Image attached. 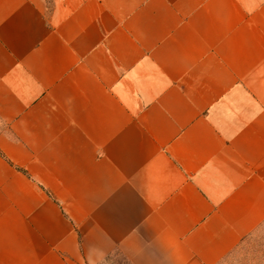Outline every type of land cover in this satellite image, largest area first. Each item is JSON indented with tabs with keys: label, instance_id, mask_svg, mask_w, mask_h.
<instances>
[{
	"label": "crops",
	"instance_id": "crops-1",
	"mask_svg": "<svg viewBox=\"0 0 264 264\" xmlns=\"http://www.w3.org/2000/svg\"><path fill=\"white\" fill-rule=\"evenodd\" d=\"M262 235L264 0H0V264Z\"/></svg>",
	"mask_w": 264,
	"mask_h": 264
},
{
	"label": "rangeland",
	"instance_id": "rangeland-1",
	"mask_svg": "<svg viewBox=\"0 0 264 264\" xmlns=\"http://www.w3.org/2000/svg\"><path fill=\"white\" fill-rule=\"evenodd\" d=\"M101 264H130L120 257H111ZM220 264H264V235L251 237Z\"/></svg>",
	"mask_w": 264,
	"mask_h": 264
}]
</instances>
